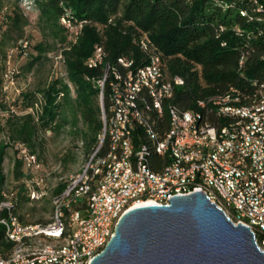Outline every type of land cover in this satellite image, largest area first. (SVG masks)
I'll use <instances>...</instances> for the list:
<instances>
[{
  "label": "bare ground",
  "instance_id": "obj_1",
  "mask_svg": "<svg viewBox=\"0 0 264 264\" xmlns=\"http://www.w3.org/2000/svg\"><path fill=\"white\" fill-rule=\"evenodd\" d=\"M253 5L264 15L263 4ZM138 43L147 55L143 64L133 69L132 61L120 57L117 66L107 64L103 69L97 83L102 102L97 145L63 180L59 192H54L58 184L54 187L51 218L45 223L21 221L15 211L17 196L1 193L0 224L13 249L0 256V264H88L107 244L120 217L138 204L148 181L158 187L197 184L234 224L250 227L264 252V168L259 175L260 160L241 149V167L249 166L245 179L254 183L252 193L259 198L255 201L248 189H241L235 168L222 162L229 132L246 131L248 140L264 141V83H259L257 96L248 99L234 97L235 88L230 87L197 99L194 110L180 109L172 100L175 88L186 84L184 79L168 74L161 53L147 36ZM103 56L102 48L96 47L88 67L101 64ZM153 79L163 87L155 90L159 103L154 100ZM189 117L191 136L186 137ZM16 149L23 166L39 168L38 158L24 144L17 143ZM46 180L35 182L29 199L33 200L31 194H37V200L46 195ZM169 195H178V188H169ZM151 203L154 200L144 204Z\"/></svg>",
  "mask_w": 264,
  "mask_h": 264
},
{
  "label": "trees",
  "instance_id": "obj_2",
  "mask_svg": "<svg viewBox=\"0 0 264 264\" xmlns=\"http://www.w3.org/2000/svg\"><path fill=\"white\" fill-rule=\"evenodd\" d=\"M33 1L42 40L34 46L38 56L27 64V69L53 50L59 51L64 66V74L40 90L39 99L36 93L23 95L22 109L30 111L12 116L15 120L7 119L11 139L33 153L40 132L58 134L67 128L89 155L102 127V102L96 81L102 77L104 67L117 66L120 57L132 61L133 66L143 64L147 55L138 43L143 36L161 53L168 74L184 79L186 84L175 88L172 100L180 109L194 110L197 99L230 87L248 99L264 83V15L256 11L251 0ZM61 16L79 27L77 36L69 38L67 28L59 22ZM10 19L15 28L20 27L21 14L15 11ZM96 47L102 48L103 61L89 68ZM103 106L107 110L106 91ZM4 109L0 101V114ZM5 147L0 144V183ZM20 164L16 162L17 176ZM63 184L60 182L54 192H59ZM22 208L17 201V217L25 221L19 213ZM12 249L13 243L5 239L0 224V256L5 257Z\"/></svg>",
  "mask_w": 264,
  "mask_h": 264
},
{
  "label": "rangeland",
  "instance_id": "obj_3",
  "mask_svg": "<svg viewBox=\"0 0 264 264\" xmlns=\"http://www.w3.org/2000/svg\"><path fill=\"white\" fill-rule=\"evenodd\" d=\"M33 2V0H0V79L2 80L0 101L5 104V109L0 114L2 126L0 144L6 146L2 162L3 182L0 183V193H5L9 197L20 196L18 205L23 204V208L19 209V213L23 215L24 222L43 223L51 218L50 197L54 187L77 171L86 154L82 142L74 141L67 128L58 134L49 130L42 131L39 133L40 141L34 153L38 158L39 168L30 169L23 166L16 149L17 141L10 137L11 131L7 119L15 120L12 116H19L31 110L22 109L23 95L36 93L39 99V91L53 79L64 74L63 59L57 50L45 53L46 58L37 61L32 69H27V64L38 56L34 46L42 40ZM15 11L22 15L19 28L11 24L10 17ZM59 22L61 26L67 28L69 38L77 36L79 27L70 25L64 16L60 17ZM47 42L51 43V39L47 38ZM28 150L30 151L29 148ZM17 161L21 162L18 176L15 174ZM40 179H47L46 195L39 200H31L27 196L28 190L34 188L35 182Z\"/></svg>",
  "mask_w": 264,
  "mask_h": 264
},
{
  "label": "water",
  "instance_id": "obj_4",
  "mask_svg": "<svg viewBox=\"0 0 264 264\" xmlns=\"http://www.w3.org/2000/svg\"><path fill=\"white\" fill-rule=\"evenodd\" d=\"M88 264H264V252L249 226L194 191L129 209Z\"/></svg>",
  "mask_w": 264,
  "mask_h": 264
},
{
  "label": "built area",
  "instance_id": "obj_5",
  "mask_svg": "<svg viewBox=\"0 0 264 264\" xmlns=\"http://www.w3.org/2000/svg\"><path fill=\"white\" fill-rule=\"evenodd\" d=\"M252 3L253 4L261 3L264 5V0H252ZM196 66H198V71L200 72V66L199 65H196ZM133 69H134V66H133ZM101 79L102 77L97 79L96 82L100 83ZM152 85H153V96H154L155 103H159L160 97H155V90L158 88H163V87H158V79H153ZM121 95L122 94H119L120 98H121ZM256 96H257V92H256ZM234 97L238 98V97H245V96L240 94L235 88ZM190 118L191 117H189V121L186 122V130L184 131L186 137L191 136L190 135ZM248 133L249 132H246V131L245 132H235V131L229 132L228 148H226V155L222 156V162L227 164L228 167L230 168H235L236 172L238 173L239 180H242L241 189H248L251 192V198L257 201L259 199L258 196H255V194L252 193V185L254 183H251L250 181L245 179V169L249 168V166L241 167V159H242L241 149H248V151H252L254 155V160H260L259 175H261V168H264V141L263 139L261 141L248 140ZM28 161L29 160L26 158V162ZM261 176L264 177V175H261ZM37 185L38 184L36 183V186ZM169 188H178V195H185V194H189L194 191H201V188H199L197 184L196 185H182L181 182H172L171 187H158L157 185H152L151 181H148L147 187L144 190L143 196H141V198H138V204L134 205L133 207L147 203V200H154V204H160V203H163L164 200H169L171 197L175 196V195H169ZM31 195H33V200L38 199L37 194H31ZM207 197L209 198V195H207ZM209 200L211 201L210 198ZM82 234L84 233H81V236Z\"/></svg>",
  "mask_w": 264,
  "mask_h": 264
}]
</instances>
